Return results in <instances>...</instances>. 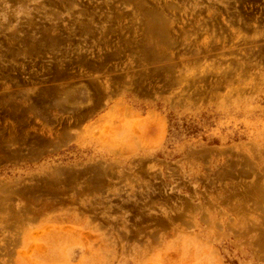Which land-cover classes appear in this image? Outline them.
Here are the masks:
<instances>
[{
    "label": "rangeland",
    "instance_id": "obj_1",
    "mask_svg": "<svg viewBox=\"0 0 264 264\" xmlns=\"http://www.w3.org/2000/svg\"><path fill=\"white\" fill-rule=\"evenodd\" d=\"M0 264H264V0H0Z\"/></svg>",
    "mask_w": 264,
    "mask_h": 264
}]
</instances>
